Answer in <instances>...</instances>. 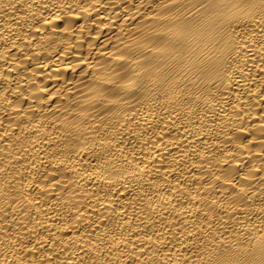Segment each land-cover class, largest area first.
Instances as JSON below:
<instances>
[{
    "label": "bare ground",
    "instance_id": "1",
    "mask_svg": "<svg viewBox=\"0 0 264 264\" xmlns=\"http://www.w3.org/2000/svg\"><path fill=\"white\" fill-rule=\"evenodd\" d=\"M0 264H264V0H0Z\"/></svg>",
    "mask_w": 264,
    "mask_h": 264
}]
</instances>
